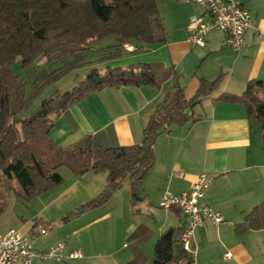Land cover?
<instances>
[{
    "label": "crops",
    "instance_id": "crops-1",
    "mask_svg": "<svg viewBox=\"0 0 264 264\" xmlns=\"http://www.w3.org/2000/svg\"><path fill=\"white\" fill-rule=\"evenodd\" d=\"M232 1L240 2L250 12L255 25V31L245 33V45L241 49L225 47L226 34L219 31L210 32L205 37L203 47L190 46L187 33L189 19L193 16L207 19L204 8L175 0H155L162 26V31H157V35L163 42L141 48L125 44L118 48L117 56L111 59L108 57L109 45L103 50L101 59L104 61L100 63L103 69L158 63L165 68H173L175 77L159 88H103L61 114L49 116L51 128L48 138L63 148L86 136L95 137L103 148L137 145L141 142L142 131L150 116L172 85L182 87L184 98L190 99L195 95L200 80L212 81L222 76L218 90L192 109L195 122L173 126L166 135L156 137L154 164L138 187L144 200L140 203L143 209L137 211L146 220L139 224L131 222L123 230V239L126 237L127 240L137 229L150 233V238L145 242L151 243L154 248L157 238L165 230L185 227L187 220L179 211L163 210L158 202L164 192L179 194L188 191L199 175L205 173L213 181L205 191L204 202L222 215L223 223L214 227L211 222L205 221L195 230V251L189 254L195 264H264V228L248 230L241 235L235 233L236 225L243 223L244 217L254 207L264 205L261 135L256 123L247 118L242 107L218 98L219 95H241L247 82L252 80L264 83V0ZM88 69L99 70L94 65ZM75 210L68 211L57 222L58 227L75 220L72 224L74 227H67L70 231L63 237L65 242L52 240L36 245L42 238L34 234L37 228H50L52 225L47 217L40 216L34 220L27 232L17 229L32 241L33 248L37 250H46L58 243L66 246L62 262L33 264H127L133 259L128 241L121 247L113 237L100 239L83 236L95 224L111 217V213L93 209L72 216ZM66 217L69 219L63 220ZM10 229L15 228L0 226V235ZM72 237L75 241L71 240ZM145 242L139 249L145 257L144 264H152ZM77 250L81 253L80 258H67L70 252ZM225 254L230 256L225 258Z\"/></svg>",
    "mask_w": 264,
    "mask_h": 264
},
{
    "label": "trees",
    "instance_id": "trees-1",
    "mask_svg": "<svg viewBox=\"0 0 264 264\" xmlns=\"http://www.w3.org/2000/svg\"><path fill=\"white\" fill-rule=\"evenodd\" d=\"M156 7L155 0H0V173L16 180L25 200L61 185L63 179L57 171L63 167L76 176L107 173L103 192L78 206L72 216L104 205L121 189L125 178L131 181L132 201L137 199L136 190L154 164L156 137L166 135L173 126L195 122L192 109L218 90L222 76L200 80L190 99L184 98L182 87L172 85L145 125L140 144L126 147L103 148L92 136L69 147L57 146L48 138L49 116L61 114L103 88H159L175 77L173 68L148 63L106 67L102 73L90 69L73 89L53 93L30 116H22L41 90L83 65L84 50L95 43L112 39L114 44L107 48L111 59L125 44L141 48L163 42L154 34L155 27L162 31ZM40 58L47 59V65L55 61L60 65L44 67L28 81L21 79ZM14 66L18 73L13 72ZM260 93L264 95V83L252 80L241 95L218 98L245 110L247 118L257 125L264 150V101ZM3 208L0 204V215ZM262 211L264 205L254 207L243 223L236 225L235 233L264 228ZM183 230L168 228L157 238L152 264H190L191 258L180 243ZM150 236L137 229L128 238L133 259L127 264L145 263L139 246Z\"/></svg>",
    "mask_w": 264,
    "mask_h": 264
},
{
    "label": "rangeland",
    "instance_id": "rangeland-1",
    "mask_svg": "<svg viewBox=\"0 0 264 264\" xmlns=\"http://www.w3.org/2000/svg\"><path fill=\"white\" fill-rule=\"evenodd\" d=\"M157 30L158 29L155 27L154 34L156 35ZM113 42L112 39H104L95 43L89 49L84 50L82 57L85 64L83 63V65L77 69L69 72L62 78H59L55 83L41 90V92L33 98L32 103L29 104L22 116H30V114L38 108L40 105L39 103L49 98L53 93H64L73 89V87L82 81L85 75L88 74L90 65L96 66L99 68L98 72L102 73L104 71L100 63L104 61L101 59L104 56L102 52L107 46L112 45ZM47 63H49L47 59L40 58L28 72L21 74V79L28 81L38 70L47 66L49 68H54L60 65V62L58 63L57 61L50 63V66L47 65ZM12 70L14 73L19 72L17 66L12 67ZM258 95L261 100L264 101V95H262V93ZM57 173L63 179L61 185L45 194H38L28 200H25L22 189L14 178L9 179L0 173V204L4 206L3 209L5 210L0 215V226H10V228L27 232V229L29 227L31 228L34 224V220L43 216L47 217L52 225L50 228H45L47 230V235L41 236L42 238L37 241L36 245L52 240L65 242L63 237L67 234L66 232L70 231L67 230V227H74L72 224L75 220H71V222L57 227L58 220L63 218L68 211L77 209L78 206L96 198L100 192H103L106 185L105 178L107 177V173L103 171L91 172L88 176L82 178L74 175L65 167L60 168ZM129 181L128 178H125L121 189L117 190L104 205L95 208L102 209L103 213H111V217L95 224L92 230L90 229L88 231V234H83L84 237L100 239H111L113 237L116 241H119L122 247L123 243H127L126 237L123 239V230L125 227L131 222L137 224L138 222L141 223L146 220V217L137 211V209H143L140 203L144 200V197L141 196L142 194L139 191L140 188H137V199H133L132 201ZM95 213L98 214V212ZM71 240L75 241V238L72 237ZM144 244H146L144 246H147L150 250L149 256L152 260L153 245L147 242ZM147 247H145L146 250ZM127 251L128 253L131 252L130 247L127 248Z\"/></svg>",
    "mask_w": 264,
    "mask_h": 264
},
{
    "label": "built area",
    "instance_id": "built-area-1",
    "mask_svg": "<svg viewBox=\"0 0 264 264\" xmlns=\"http://www.w3.org/2000/svg\"><path fill=\"white\" fill-rule=\"evenodd\" d=\"M186 5H197L204 8L207 19L202 16H193L188 24V42L190 46L203 47L205 37L214 31L226 34L225 47L239 50L245 44L244 35L247 31H255V25L250 12L240 2L232 0H175ZM132 50L131 47H126ZM213 178L205 173L199 175L197 182L188 191L172 194L164 192L158 202L159 208L169 211L177 210L187 220L183 227L180 243L186 254L195 251L194 232L205 221L211 222L214 227L223 223L222 215L204 202L205 191L212 183ZM47 230L38 227L36 236L47 235ZM64 243H58L46 250L33 248L32 241L22 235L17 229H10L0 235V264H33L35 262L56 261L62 262L66 251ZM230 254H225L228 258ZM80 251L70 252L69 259L80 258ZM190 264H195L191 258Z\"/></svg>",
    "mask_w": 264,
    "mask_h": 264
}]
</instances>
